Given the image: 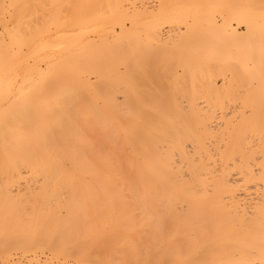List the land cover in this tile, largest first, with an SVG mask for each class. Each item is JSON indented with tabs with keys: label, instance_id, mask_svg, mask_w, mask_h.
Returning <instances> with one entry per match:
<instances>
[{
	"label": "bare ground",
	"instance_id": "6f19581e",
	"mask_svg": "<svg viewBox=\"0 0 264 264\" xmlns=\"http://www.w3.org/2000/svg\"><path fill=\"white\" fill-rule=\"evenodd\" d=\"M1 261L264 264V0H0Z\"/></svg>",
	"mask_w": 264,
	"mask_h": 264
},
{
	"label": "rangeland",
	"instance_id": "374dc122",
	"mask_svg": "<svg viewBox=\"0 0 264 264\" xmlns=\"http://www.w3.org/2000/svg\"><path fill=\"white\" fill-rule=\"evenodd\" d=\"M218 18H220V17H218ZM14 250V249H13ZM12 251V250H11ZM10 251V252H11ZM21 251V250H20ZM19 250H17L16 251V249H15V251L14 252H11V253H9V255L8 256H10V258H12L13 257V260L15 259V260H19V261H22V257H23V253H22V251L20 252ZM15 255V256H14ZM12 256V257H11ZM17 257V258H16ZM21 259V260H20ZM0 264H2V261H1V263ZM4 264V263H3Z\"/></svg>",
	"mask_w": 264,
	"mask_h": 264
}]
</instances>
